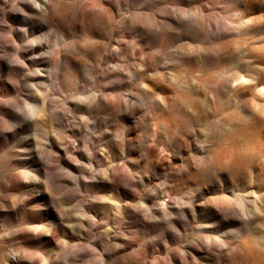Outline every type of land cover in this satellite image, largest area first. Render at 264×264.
<instances>
[{
    "label": "rangeland",
    "instance_id": "1",
    "mask_svg": "<svg viewBox=\"0 0 264 264\" xmlns=\"http://www.w3.org/2000/svg\"><path fill=\"white\" fill-rule=\"evenodd\" d=\"M0 264H264V0H0Z\"/></svg>",
    "mask_w": 264,
    "mask_h": 264
}]
</instances>
